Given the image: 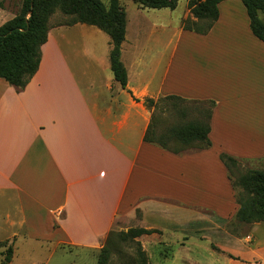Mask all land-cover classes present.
I'll list each match as a JSON object with an SVG mask.
<instances>
[{
    "label": "crops",
    "instance_id": "1",
    "mask_svg": "<svg viewBox=\"0 0 264 264\" xmlns=\"http://www.w3.org/2000/svg\"><path fill=\"white\" fill-rule=\"evenodd\" d=\"M217 7L205 35L180 29L179 18L175 45L153 37L173 26L175 10L136 8L133 22L126 15L124 89L110 69V37L84 24L48 32L39 68L23 90L0 79L4 234L97 251L121 219L135 220L140 210L134 227L159 231L137 239L142 250L148 254V240L162 249L152 247L162 262L147 256L148 264L174 259L192 240L207 242L217 257L212 264H229L228 255L262 263L264 242L255 228L248 244L218 226L194 229L190 211L166 208L172 203L232 220L238 205L219 155L264 157V43L252 34L240 0ZM14 15L0 8V26ZM168 96L214 103L209 148L174 154L144 142L151 116L143 100Z\"/></svg>",
    "mask_w": 264,
    "mask_h": 264
},
{
    "label": "trees",
    "instance_id": "2",
    "mask_svg": "<svg viewBox=\"0 0 264 264\" xmlns=\"http://www.w3.org/2000/svg\"><path fill=\"white\" fill-rule=\"evenodd\" d=\"M4 1L0 0L1 9L4 8ZM223 1L226 0H187L190 14L208 23L205 29H194L188 26L189 20L186 19L183 22V30L205 35L218 19L217 6ZM240 1L246 10L252 34L264 43V18L261 17L264 16V0ZM134 3L143 10L168 9L172 11L176 9L178 0H134ZM56 9L73 16L72 21L66 26L75 24L93 26L110 37L112 44L109 54L110 69L114 80L124 89L127 84V74L120 60V52L125 37L126 13L119 0H108L107 6L100 0H21L19 12L0 26V79L18 90L26 87L39 68L41 47L46 43L48 35L47 19ZM142 103L148 109L156 107L158 103L166 104L168 108L174 109V115L186 118L190 111L183 104L192 103V101L168 96L157 101L144 99ZM196 103L210 105L209 109L202 110V121H190L168 128L163 133H157L159 125L157 119L159 118L152 116L143 138L144 142L154 144L174 154H178L179 151L171 149V143H178L185 147L196 145L200 150L209 148L211 143L208 134L214 103L211 101ZM219 160L227 171L238 205L233 219L240 224L264 223V171L247 170L238 180L234 181L231 179V167L236 166L237 159L221 153ZM237 188L241 191L237 192ZM153 233H159V231L134 228L119 234L120 240L131 237L137 243V259L131 261L133 264H148V257L137 239ZM114 236L113 232L108 234L99 252L97 264H100V260L104 261L105 255L109 252L107 246L111 244ZM228 257L236 260L231 255ZM7 260L9 262V257Z\"/></svg>",
    "mask_w": 264,
    "mask_h": 264
},
{
    "label": "rangeland",
    "instance_id": "3",
    "mask_svg": "<svg viewBox=\"0 0 264 264\" xmlns=\"http://www.w3.org/2000/svg\"><path fill=\"white\" fill-rule=\"evenodd\" d=\"M103 2L105 6L108 4V0H100ZM4 6L7 10H11L14 13L19 12L21 0H5ZM120 5L124 9L127 20L133 22L136 13V8H140L138 4L134 3V0H119ZM183 2H187V0H178L177 9H174V13L172 14V24L173 26L169 30H165L162 33H155L153 37L157 36V38H161V41L165 43L164 38L168 40L169 38L174 41L173 45L176 43V39L174 38L175 26L181 19V23L179 28L183 29V22L188 19V26L194 29H205L208 21L203 20L200 21L194 18L192 15L190 16L188 13V3L184 5ZM150 12H160V11H150ZM189 16L188 18H185ZM263 18V17H262ZM73 16H69L63 13L62 10L56 9L54 10L47 19V27L48 32L54 28L60 26H66L71 22ZM178 27V26H177ZM146 33V37H147ZM169 37V38H168ZM145 41V40H144ZM146 43H148L146 41ZM77 45H74L75 50L80 51V42L77 40ZM151 46L154 45V42L149 43ZM160 46V41L157 43ZM157 46V48H159ZM164 45L161 46V50ZM186 52V51H185ZM154 54V53H152ZM167 59V58H166ZM164 58H162V62ZM162 66H160V69ZM157 101V100H155ZM183 106L189 108V115L186 118H180L173 114L174 109L168 108L166 104L158 103L156 107H152L148 109L150 111V116H154L153 118L157 119V133H163L166 129L174 127L176 125H182L188 123L190 121H202L201 112L203 109H209V104H200L196 102L185 103ZM196 109V110H195ZM151 120V118H150ZM205 121V120H204ZM162 123V124H161ZM171 149H175L179 151L178 154L187 153V152H197L200 151V148L196 145H191L188 147L179 145L178 143H171ZM247 170H262L264 171V157L258 160H239L237 159V164L234 167H231V176L232 180H238V178L243 175ZM237 192H240L241 189L237 188ZM166 208L171 210H184L189 212V219H193L190 223V226L194 229H203L210 227H220L224 231L230 233L232 236L238 239H246L248 244H253L256 240V236H259L260 239L264 242V223H254V224H240L235 219L232 220H221L214 213L202 210V209H185L181 208L177 204L166 203ZM184 214V213H183ZM135 220L132 218H126L120 220V230L118 228L114 229L113 234H115L111 244L107 246L108 253L104 257V261L100 260V264H133V260L137 259V243L131 237L126 238L124 240H120L119 234L126 233L129 229H134V225L137 221L142 219V214L140 210L135 211ZM123 223V224H121ZM227 227V228H226ZM253 228L257 230L255 233V237H252ZM147 230V229H146ZM3 229H0V264H97L99 252L101 249L97 251L83 250L71 248L69 246H65L64 244H54L51 243H43L42 241H23L22 239H27L26 235H13V234H4ZM233 233V234H232ZM45 235V234H44ZM43 238V237H42ZM248 239V240H247ZM155 241H145L144 247L145 250L148 251L147 256L151 257V260L155 263L162 262L161 257L158 256L160 248L158 245L155 246ZM142 246V245H141ZM156 248L157 252L154 254L153 249ZM10 250V254H8ZM165 253H168L166 250ZM170 253V252H169ZM9 256H8V255ZM236 260L228 262L229 264H249L240 263L241 260L237 255H231ZM9 257V262H8ZM149 258V257H148ZM217 257L212 254L207 242H203L200 240H192L190 244H186L183 249H179L175 252L174 259L165 260L163 264H186L189 262L198 263V264H212V261ZM149 260V259H148ZM132 261V262H131ZM246 262V261H245ZM154 264V263H153ZM221 264V263H214ZM255 264V263H250ZM264 264V260L262 263Z\"/></svg>",
    "mask_w": 264,
    "mask_h": 264
}]
</instances>
